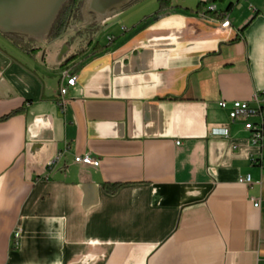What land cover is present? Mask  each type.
I'll return each mask as SVG.
<instances>
[{
	"label": "crops",
	"instance_id": "crops-1",
	"mask_svg": "<svg viewBox=\"0 0 264 264\" xmlns=\"http://www.w3.org/2000/svg\"><path fill=\"white\" fill-rule=\"evenodd\" d=\"M167 1L107 17L66 66L78 29L32 54L0 35V264H264V170L228 116L264 93V0Z\"/></svg>",
	"mask_w": 264,
	"mask_h": 264
},
{
	"label": "water",
	"instance_id": "water-1",
	"mask_svg": "<svg viewBox=\"0 0 264 264\" xmlns=\"http://www.w3.org/2000/svg\"><path fill=\"white\" fill-rule=\"evenodd\" d=\"M131 0H87L82 13L88 22L101 23ZM141 1V0H136ZM68 0H0V34L20 35L26 41L46 43L50 29Z\"/></svg>",
	"mask_w": 264,
	"mask_h": 264
},
{
	"label": "built area",
	"instance_id": "built-area-1",
	"mask_svg": "<svg viewBox=\"0 0 264 264\" xmlns=\"http://www.w3.org/2000/svg\"><path fill=\"white\" fill-rule=\"evenodd\" d=\"M223 28L229 26L228 21L222 23ZM76 75L65 70L61 74V85L59 88V104L65 103V96L67 95L70 88H73L76 84ZM254 105L251 106L248 102H233L229 110V119L232 122L242 121L245 131L249 133L250 144L259 150L257 155L251 156L250 161L253 165L259 166L264 170V93L257 94L253 98ZM219 108L225 110L227 108L226 102H220ZM250 118H254L255 121H251ZM223 136H227V132L224 131ZM176 144H179L178 142ZM66 153L63 150L55 156L51 161V165L57 163ZM74 162L82 165H92L93 161L88 156L75 157ZM240 183L250 186L252 184L250 176H246L240 180ZM258 185L264 187V174L257 182ZM253 201V206L257 209L261 208V198H257ZM19 239V231H16L13 236V246L17 247Z\"/></svg>",
	"mask_w": 264,
	"mask_h": 264
},
{
	"label": "trees",
	"instance_id": "trees-1",
	"mask_svg": "<svg viewBox=\"0 0 264 264\" xmlns=\"http://www.w3.org/2000/svg\"><path fill=\"white\" fill-rule=\"evenodd\" d=\"M87 0H68V2L62 7L59 11L51 29L46 39L47 43H52L63 36L67 35L69 32H73L74 29H78L75 31L74 36L78 38L87 37L86 44L83 48H80L75 53L71 54L67 61L65 62L64 66L68 63L75 61L76 59L82 57L88 49L93 45L94 35L97 33V24L92 22L91 24L84 26V22L89 21L88 13L86 16V20L84 19L82 10L84 4ZM140 1L131 0L122 10H126ZM166 3V4H165ZM159 8L157 13H161L165 9L170 8V4L167 0H158ZM205 8V5L199 4L197 7V12L202 11ZM121 10V11H122ZM210 13V12H209ZM2 37L7 39L11 42L15 47L20 49L21 51L32 54L35 50L32 47L33 41H26L23 36L20 35H7V34H0ZM106 47H100L98 44L94 45L92 48L91 54L94 55L106 50ZM9 116L2 118V120L7 119ZM120 187L119 184H104L103 188L108 194H113L117 191Z\"/></svg>",
	"mask_w": 264,
	"mask_h": 264
},
{
	"label": "rangeland",
	"instance_id": "rangeland-1",
	"mask_svg": "<svg viewBox=\"0 0 264 264\" xmlns=\"http://www.w3.org/2000/svg\"><path fill=\"white\" fill-rule=\"evenodd\" d=\"M67 36V35H66ZM66 36H63L62 38H65ZM85 42H75L72 46L71 51H73L74 49L79 48L80 46H83Z\"/></svg>",
	"mask_w": 264,
	"mask_h": 264
}]
</instances>
